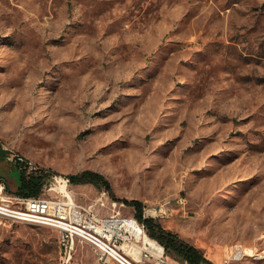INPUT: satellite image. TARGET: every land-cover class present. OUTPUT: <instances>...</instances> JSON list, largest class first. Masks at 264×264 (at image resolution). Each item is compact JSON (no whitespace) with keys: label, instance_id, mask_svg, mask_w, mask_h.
I'll return each instance as SVG.
<instances>
[{"label":"rangeland","instance_id":"1","mask_svg":"<svg viewBox=\"0 0 264 264\" xmlns=\"http://www.w3.org/2000/svg\"><path fill=\"white\" fill-rule=\"evenodd\" d=\"M0 147L11 188L14 156L92 172L76 204L136 201L211 264H264V0H0ZM0 264H63L56 233L0 225Z\"/></svg>","mask_w":264,"mask_h":264},{"label":"built area","instance_id":"2","mask_svg":"<svg viewBox=\"0 0 264 264\" xmlns=\"http://www.w3.org/2000/svg\"><path fill=\"white\" fill-rule=\"evenodd\" d=\"M12 160L15 169L26 174L36 169L22 157L14 156ZM68 184L67 177H49L42 192L52 190L55 196L43 198L10 193L0 181V225L39 220L41 226L56 233L63 264L69 262L76 244L88 246L96 264H178L164 257L162 246L147 236L141 222L132 216H121L119 212L100 215L97 204L104 205L101 197L93 205L76 204L67 190ZM244 250L234 244L229 253L232 259L239 260L245 257Z\"/></svg>","mask_w":264,"mask_h":264},{"label":"trees","instance_id":"3","mask_svg":"<svg viewBox=\"0 0 264 264\" xmlns=\"http://www.w3.org/2000/svg\"><path fill=\"white\" fill-rule=\"evenodd\" d=\"M17 170V169H16ZM19 176L16 180V186L13 194L23 197H37L41 187L46 183L49 177H45L38 167L30 173H24L17 170ZM68 181L76 184L91 183L94 185H105L103 178L95 173L84 171L80 174L67 177ZM6 189V187H5ZM125 204L135 209V219L141 222L146 228L147 235L162 246L166 253H173L180 260L187 264H211V262L202 256V254L193 246L181 241L172 232L161 228L158 224H153L148 219L141 218V205L136 201H125Z\"/></svg>","mask_w":264,"mask_h":264},{"label":"water","instance_id":"4","mask_svg":"<svg viewBox=\"0 0 264 264\" xmlns=\"http://www.w3.org/2000/svg\"><path fill=\"white\" fill-rule=\"evenodd\" d=\"M4 153H5V151H3L2 149H1V147H0V160H3L4 158H5V156H4ZM12 170H16L15 169V167L13 168V169H11L10 171H12ZM10 171H7V173H6V177H7V174L10 172ZM17 171V170H16ZM3 176L0 174V181H2L3 182V184L5 185V187H6V190L8 191V192H10V193H13V191H14V189H15V186H16V180L14 181V183H15V185H14V188H11V186H10V182H8L7 181V184L5 183V181H3L4 179L2 178ZM8 180V179H7Z\"/></svg>","mask_w":264,"mask_h":264},{"label":"bare ground","instance_id":"5","mask_svg":"<svg viewBox=\"0 0 264 264\" xmlns=\"http://www.w3.org/2000/svg\"><path fill=\"white\" fill-rule=\"evenodd\" d=\"M152 213V212H151ZM27 224H32V225H38V226H41L39 220H31V221H27ZM60 245V244H59ZM253 252L252 250H249V249H245L244 250V254L243 256H252ZM254 256V255H253ZM236 259V258H235ZM230 260V258H229ZM238 260V258H237ZM149 264H156V263H149Z\"/></svg>","mask_w":264,"mask_h":264}]
</instances>
